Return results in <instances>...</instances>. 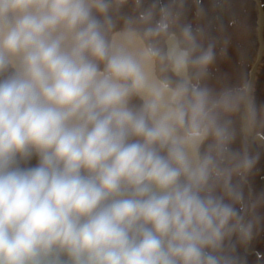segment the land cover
<instances>
[{
    "label": "clouds",
    "instance_id": "obj_1",
    "mask_svg": "<svg viewBox=\"0 0 264 264\" xmlns=\"http://www.w3.org/2000/svg\"><path fill=\"white\" fill-rule=\"evenodd\" d=\"M193 10L0 0V264H264V107Z\"/></svg>",
    "mask_w": 264,
    "mask_h": 264
},
{
    "label": "flooded vegetation",
    "instance_id": "obj_2",
    "mask_svg": "<svg viewBox=\"0 0 264 264\" xmlns=\"http://www.w3.org/2000/svg\"><path fill=\"white\" fill-rule=\"evenodd\" d=\"M250 3L251 0H228V1L221 0V2L220 0H205V5L208 9L212 8L211 11H214V13L215 10L217 11L215 13V16L220 19L219 20L217 18V24L218 25H221L220 23L228 24L230 27V33L227 35V44L229 46L226 49L229 52V55H231L232 52L231 51L232 47H230V44L233 41L231 40H235V38H237L240 42L246 44L250 40V36L248 34L250 33L249 29L251 27V21H252L251 16L253 17V21L255 18L254 10H252L253 8L251 9L249 5ZM223 4L225 10L224 16H222V12H221V8ZM209 16L214 17V14H209ZM200 22L206 23V20L204 21L198 20V23ZM255 23H256V19H255ZM223 56L226 55L224 53H220V51H217V58L221 59V61H224ZM228 57L227 60L232 61L231 56ZM254 93L257 104L259 106L264 107V87H255ZM254 150L260 153V160L252 176L251 187L254 190L255 194L259 195L261 192H264V146L261 144V142H258L255 145ZM31 163L35 164L36 159H33ZM261 215L264 216V210H262ZM254 249L264 251V220H261V222L257 225V236L254 241ZM250 259L252 260L251 257Z\"/></svg>",
    "mask_w": 264,
    "mask_h": 264
},
{
    "label": "rangeland",
    "instance_id": "obj_3",
    "mask_svg": "<svg viewBox=\"0 0 264 264\" xmlns=\"http://www.w3.org/2000/svg\"><path fill=\"white\" fill-rule=\"evenodd\" d=\"M262 1L264 4V0ZM249 5L251 9L253 8L252 10H254V16H255L254 21H253V17L251 16L252 21H251V27L249 29L250 33L248 34L250 36V40H249L250 43L249 41L247 44L240 42L237 38H235V40H231L233 41L230 44V47H232L231 55H229V52L226 50L227 47L229 46L227 44V35L230 33V27L228 24L220 23V21L219 23L221 25H218L217 24L218 17L215 16V13L217 11L215 10L214 13V11H211L212 8L208 9L209 14H214V17L208 15V17L206 18V23L210 24L211 34L213 36L220 37V43L218 45L217 51H220V53H224L226 55L223 57L224 60L227 62L224 68L221 67L217 68L216 66H214L211 74L212 83H223V82L234 83L239 81L242 76H247L249 78L250 69L256 60V54L258 50L256 23H255V19L257 16L256 5L253 0H251V3ZM189 19H191L194 23H198L194 10L192 13L189 14ZM228 56H231L232 61L227 60L229 58ZM255 87H264V57L258 72V80ZM255 253H264V252L260 250H255L252 255L253 260L256 259Z\"/></svg>",
    "mask_w": 264,
    "mask_h": 264
},
{
    "label": "water",
    "instance_id": "obj_4",
    "mask_svg": "<svg viewBox=\"0 0 264 264\" xmlns=\"http://www.w3.org/2000/svg\"><path fill=\"white\" fill-rule=\"evenodd\" d=\"M256 2L258 4L259 10H260V17H259V22H258V25H259V29L258 30H259V33H260V53H259V56H258V60L255 63V65L253 66L251 74H250V79L252 80L253 84L255 82V75H256V72H257V66L259 64V61L261 59V54H262L263 49H264V42H263V36H262L263 29H264V12H263V8H262L260 0H256Z\"/></svg>",
    "mask_w": 264,
    "mask_h": 264
}]
</instances>
